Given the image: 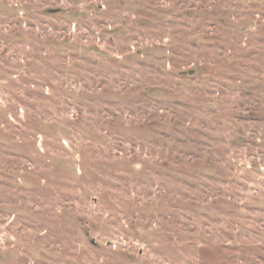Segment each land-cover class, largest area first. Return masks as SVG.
I'll list each match as a JSON object with an SVG mask.
<instances>
[{"label":"rangeland","instance_id":"1","mask_svg":"<svg viewBox=\"0 0 264 264\" xmlns=\"http://www.w3.org/2000/svg\"><path fill=\"white\" fill-rule=\"evenodd\" d=\"M0 264H264V0H0Z\"/></svg>","mask_w":264,"mask_h":264}]
</instances>
